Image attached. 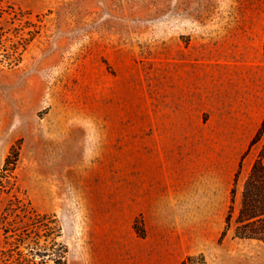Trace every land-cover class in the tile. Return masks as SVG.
<instances>
[{
  "label": "rangeland",
  "instance_id": "1",
  "mask_svg": "<svg viewBox=\"0 0 264 264\" xmlns=\"http://www.w3.org/2000/svg\"><path fill=\"white\" fill-rule=\"evenodd\" d=\"M17 143L0 216L15 197L56 214L68 264H264V238L235 235L264 237L240 217L264 211V0H0V171ZM129 193L173 253L111 246L147 237Z\"/></svg>",
  "mask_w": 264,
  "mask_h": 264
},
{
  "label": "trees",
  "instance_id": "2",
  "mask_svg": "<svg viewBox=\"0 0 264 264\" xmlns=\"http://www.w3.org/2000/svg\"><path fill=\"white\" fill-rule=\"evenodd\" d=\"M19 144H13L4 159L0 171V191L4 187L3 179H6L8 170L16 164L19 154ZM251 178L259 181L264 190V165L257 160L252 165ZM234 187L231 189V202H233ZM232 205H230V208ZM260 214L247 213L245 208L240 210V217L254 222L260 218ZM256 218V219H253ZM230 214L226 216L229 222ZM241 221V220H240ZM245 227L249 225L244 223ZM136 233L143 237L145 231L133 223ZM0 228L2 231V244L0 246V264H68V245L62 238V225L54 213L38 212L29 202H22L15 197L3 206L0 216ZM235 235L252 238L262 237L256 231L241 230L236 227ZM180 264H209L202 252L188 254Z\"/></svg>",
  "mask_w": 264,
  "mask_h": 264
},
{
  "label": "crops",
  "instance_id": "3",
  "mask_svg": "<svg viewBox=\"0 0 264 264\" xmlns=\"http://www.w3.org/2000/svg\"><path fill=\"white\" fill-rule=\"evenodd\" d=\"M139 189H142V188H132V187H129L128 190H139ZM169 190H171V196L173 197L174 195V191H173V188L170 187V185L168 184L167 187H166V196L167 198H169ZM201 189L198 191V204L201 206L205 205L207 203L206 201V193H202L201 194ZM164 194V192H163ZM130 193L128 194L127 196V200L126 202L129 204V203H132L134 204V206H136V209H134V211L132 212V215L131 217L129 218L128 222H129V225H130V222L133 218L134 215H136L139 211H142V208H140L142 202L144 201V194L143 196H141L140 198L137 196V194H135V197H134V200H132L130 197H129ZM158 200H161L162 199H159L158 197ZM173 200V199H172ZM139 201L141 202V204L139 203ZM160 205V206H159ZM162 204H159V201H158V204H157V208H156V216H155V221L158 222V226L156 225L157 227V230H156V233H158L162 228H163V220H162V215L158 214L160 212V208H161ZM144 214V223H145V228H146V232H147V237L146 238H138L136 237V235L134 234V231L133 229L130 228V230L127 232L129 234V238L128 237H124L122 234H120L119 232L117 231H110V241L109 243L111 244V246L113 248H116L117 250H119L120 248H126L127 249V252L130 253V255L132 256L133 252H134V246H135V243L136 244H141L144 245L146 247V251L148 253H150L152 251V248L153 246L155 247H159V246H162V247H166L171 249L172 253L174 252V245H173V239H174V228H173V225H169V224H166V234H167V238L169 240L170 238V242L171 244L169 245L168 241H164L163 239H159V236L158 237H155L157 234H155V236H152L151 235V231L152 230V221L151 219H147V216H145V213L143 212ZM172 221H173V217H171ZM168 221V220H166ZM151 223V224H150ZM135 235V242L132 240H130V237ZM123 236V237H121ZM93 245V248L95 249V245H101L103 244L102 240L99 239V237L96 236V238L94 239L93 243H90ZM95 252V250H94ZM181 262V261H180ZM150 264V263H148Z\"/></svg>",
  "mask_w": 264,
  "mask_h": 264
}]
</instances>
